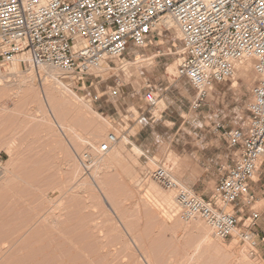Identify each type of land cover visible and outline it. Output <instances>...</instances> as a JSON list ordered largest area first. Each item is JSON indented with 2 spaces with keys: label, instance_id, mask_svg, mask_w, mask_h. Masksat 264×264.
Instances as JSON below:
<instances>
[{
  "label": "rangeland",
  "instance_id": "rangeland-1",
  "mask_svg": "<svg viewBox=\"0 0 264 264\" xmlns=\"http://www.w3.org/2000/svg\"><path fill=\"white\" fill-rule=\"evenodd\" d=\"M180 46L179 30L172 26L151 39L144 53L131 50L91 69V75L49 68L65 88L51 75L36 78L31 70L0 66V264H264V251L236 239L219 240L198 218L181 220L174 192L147 176L163 166L193 191L184 180L195 167L184 151L208 144L213 149L207 156L219 154L217 161L227 167L231 150L214 132L215 123L240 127L248 120L257 80L252 63L242 62L244 74L237 65L233 79L214 87L205 105L189 113L195 93L177 75ZM22 80L31 83L36 98L29 89L25 93ZM53 84L66 100L56 104V111L43 108L40 98ZM149 84H156L158 97L152 110L142 99ZM109 132L119 137L117 144L98 157L96 166L84 168L81 154L96 153ZM223 172L219 165L210 170V192ZM154 185L159 195L173 198L172 206L160 204L161 196L154 197L158 204L151 199ZM100 191L111 197L114 212ZM254 207L262 214L256 230H264V201Z\"/></svg>",
  "mask_w": 264,
  "mask_h": 264
},
{
  "label": "built area",
  "instance_id": "built-area-1",
  "mask_svg": "<svg viewBox=\"0 0 264 264\" xmlns=\"http://www.w3.org/2000/svg\"><path fill=\"white\" fill-rule=\"evenodd\" d=\"M170 20L180 33L177 75L195 93L193 111L242 62L252 63L257 80L246 124L215 123L214 132L221 133L231 160L220 166L224 172L207 197L183 188L163 166L147 176L174 192L181 220L198 218L215 238L236 239L256 249L260 215L250 184L264 161V0H0V66L17 62L24 70L46 66L75 77L91 75V69L131 50L144 53L151 39L170 29ZM155 90L154 85L145 87L142 99L149 110L158 102ZM118 140L109 132L96 153L81 154V165L91 168Z\"/></svg>",
  "mask_w": 264,
  "mask_h": 264
},
{
  "label": "crops",
  "instance_id": "crops-1",
  "mask_svg": "<svg viewBox=\"0 0 264 264\" xmlns=\"http://www.w3.org/2000/svg\"><path fill=\"white\" fill-rule=\"evenodd\" d=\"M154 86H156V84H154ZM188 112L189 113L193 112V110L191 109V105L189 106ZM226 126H229V124H227ZM212 149H213L212 146H209L208 144H206L204 146L202 145L198 146V148L191 150V151H184V154H183V156H185L187 160L191 161V165H194L195 167V169L193 170V173L190 172L186 175L184 183L188 185L187 187L189 189L196 191L197 194L203 197H207L208 192H210V187L208 186V183L212 182L211 178L209 177L210 170L212 169V167L216 165L217 166L219 165V168L220 166H222L217 161L220 159V156H218L219 154L217 156L214 154L210 158L207 156L209 151H212ZM192 160H195V162L192 163ZM256 177L257 178L255 179V181L250 184V190L254 195L255 204L261 201H264V161L262 162ZM258 213L260 216L256 222V225H257L256 227H259L258 223L261 220V215H262L261 211H258ZM256 227L254 229L256 237H257L256 251L263 253L264 251V230L262 228L259 231H257Z\"/></svg>",
  "mask_w": 264,
  "mask_h": 264
},
{
  "label": "bare ground",
  "instance_id": "bare-ground-1",
  "mask_svg": "<svg viewBox=\"0 0 264 264\" xmlns=\"http://www.w3.org/2000/svg\"><path fill=\"white\" fill-rule=\"evenodd\" d=\"M168 26H170V27H172V26H176V24H175V22L174 21H172V20H170V21H168ZM141 58V57H140ZM139 61V60H138ZM127 63H125V64H128V63H130V62H128V61H126ZM249 63V62H248ZM132 64V63H131ZM124 65V64H123ZM129 65V64H128ZM244 65V64H243ZM242 65V63H241V66H239L237 69H239V72L241 73V74H244L245 73V71L247 70L246 69V64L243 66ZM12 68L14 69V71H16V72H18V73H20V71H19V64L17 63V62H15L14 64H13V66H12ZM124 68V67H123ZM169 68V67H168ZM52 69H49V68H47L46 66H41V67H39L38 69H31V75L33 74V77L34 76H37L36 78H40L41 76H44L45 77V75H51L52 77H53V79H54V77L56 76H54L53 75V70H52V72H50ZM27 72V71H26ZM22 74V73H21ZM30 75V76H31ZM256 76V75H255ZM24 78V77H23ZM57 78V77H56ZM257 78V77H256ZM45 79V78H44ZM233 79V78H232ZM54 80H56V84H58L57 86H60V87H64V85H63V83H61L60 82V80H58V79H54ZM1 81V80H0ZM29 81V80H28ZM27 81V82H28ZM42 81V80H41ZM43 82V81H42ZM45 83V82H44ZM1 84V83H0ZM8 84V83H7ZM15 84V83H14ZM19 84V83H18ZM21 85H22V89L23 90H26L25 91V93L27 94V89H29V94L31 93V83H26V81L24 80H22V83H20ZM43 84V83H42ZM55 84V85H56ZM45 85V84H44ZM237 85V81L235 80L234 82H233V84H232V86L234 87V86H236ZM53 86H54V84L51 86V87H49L48 89H46V88H44V90H43V92H44V94H45V97H44V95H41L42 97H40L41 98V105H43V108L45 107L46 108V110H47V107L49 108V110H54V111H56L55 109H56V104L59 102V104H61V101L60 100H62L61 99V95L62 94H60V90L62 89V88H59V89H57L56 87L55 88H53ZM44 87V86H43ZM42 87V88H43ZM31 88V89H30ZM40 88V87H39ZM65 88V87H64ZM52 89V90H51ZM5 90V89H4ZM22 90V91H23ZM65 90V89H64ZM33 91V90H32ZM3 92V91H2ZM1 92V93H2ZM18 92V91H17ZM65 92H69V94L72 92H70V90L68 91H65ZM41 93V92H40ZM4 94V93H3ZM34 94V93H33ZM19 95V94H18ZM22 95V94H21ZM30 95H32V94H30ZM39 95V94H38ZM34 95H32V98H36V97H33ZM7 97V96H6ZM23 98H24V96H23ZM30 98H31V96H30ZM63 98V97H62ZM75 98V97H74ZM64 99V98H63ZM66 99V98H65ZM29 100V102L30 101H32V100H30V99H28ZM66 101V100H65ZM64 101V102H65ZM81 101V100H80ZM21 103H22V101H20ZM33 102V101H32ZM62 102H63V100H62ZM63 102V103H64ZM27 103V102H26ZM82 103V102H81ZM59 104H57V106L59 105ZM63 105V104H62ZM27 106H28V104H27ZM69 107V106H68ZM42 108V109H43ZM72 108H73V106H72ZM71 108V109H72ZM76 108V107H75ZM79 108V107H78ZM80 108H81V106H80ZM80 108H79V110H80ZM68 109V108H67ZM83 110V109H82ZM44 111V110H43ZM51 111V112H52ZM81 111V110H80ZM77 112V111H76ZM45 113V112H44ZM55 113V112H54ZM59 113V112H58ZM79 113V112H78ZM82 113V112H81ZM81 113H79L80 115H81ZM59 114H61V112L59 113ZM82 114H84V113H82ZM87 114V113H86ZM85 114V115H86ZM52 116H54V115H52ZM84 116V115H83ZM55 119H53L54 121L56 120V118L57 117H54ZM60 118V117H59ZM61 119H62V117H61ZM48 120H49V118H48ZM52 120V119H51ZM66 120V119H65ZM63 121V120H62ZM57 122V121H56ZM55 122V123H56ZM59 122V121H58ZM57 122V123H58ZM49 123H51V122H49ZM54 123V122H53ZM64 123V122H63ZM62 123V124H63ZM59 124V123H58ZM64 125V124H63ZM63 125H61V124H59L58 126L60 127H63ZM65 126V125H64ZM66 127H68V126H66ZM65 127V128H66ZM49 128V127H48ZM64 128V127H63ZM62 128V129H63ZM61 129V130H62ZM68 129H70V128H68ZM98 129H100V128H98ZM67 131V130H66ZM70 131V130H69ZM73 131V130H72ZM96 131H98L97 129H96ZM60 132V131H59ZM74 134V133H73ZM67 136V135H66ZM98 138V137H97ZM84 140V139H83ZM70 141V140H69ZM136 148H138V147H136ZM68 151V150H67ZM93 151V150H92ZM138 151H140L139 149H138ZM111 151H109V153H110ZM73 154V153H72ZM114 157H115V155H113ZM263 158H264V155L262 156ZM73 158V157H72ZM101 158H102V156H101ZM112 159V158H111ZM71 160V159H70ZM97 160H99V158L98 159H96V161ZM72 161V160H71ZM77 161V160H76ZM104 161H107V160H104ZM109 161V160H108ZM101 161L99 160V163H100ZM112 162V161H111ZM110 162V163H111ZM115 162V161H114ZM76 163V162H75ZM99 163H96V164H99ZM103 163V162H102ZM101 163V164H102ZM106 162H104V165L106 166V164H105ZM78 164V163H77ZM108 164V163H107ZM112 164V163H111ZM96 166V165H95ZM98 166H100V165H98ZM103 167V166H102ZM108 167V166H107ZM106 167V168H107ZM71 168V167H70ZM74 168V167H73ZM77 168V167H76ZM95 168H97V167H95ZM72 169V168H71ZM84 170V169H83ZM100 170V169H99ZM73 171V170H72ZM96 171V170H95ZM70 172V171H69ZM75 172H77V170L75 171ZM73 173H74V171H73ZM92 173V172H91ZM75 174V173H74ZM70 175V174H69ZM91 175V174H90ZM72 176V175H71ZM96 176V175H95ZM74 178V177H73ZM79 182V181H78ZM93 182H95V181H93ZM104 182V181H103ZM95 184V183H94ZM82 186V185H81ZM99 185H96V187H98ZM104 186V185H103ZM101 187V186H100ZM99 187V188H100ZM153 187H155V188H153V192L151 191V193H150V190H149V194H151L150 196H151V199L155 202L157 199H155V198H158L157 197V195L158 196H161V195H159L160 194V192H159V190L156 188V187H159L158 185H154ZM78 189V188H77ZM80 189V188H79ZM84 189V188H83ZM104 189V188H103ZM98 191V190H97ZM107 191V190H106ZM100 193H101V195L103 194V203L105 204V206H107L108 207V209H110V210H112L113 212H114V210H113V202H112V199H110L111 197L110 196H108V194H106V195H104L105 193H103V192H101L100 191ZM99 193V194H100ZM107 193V192H106ZM153 193V194H152ZM163 193V192H162ZM98 194V193H97ZM163 196H161V199H160V201H158V202H160V204H161V201H163L164 202V204L166 203L167 205H166V207L167 206H172L173 205V198H171L170 196H167V195H164V194H162ZM110 197V198H109ZM155 197V198H154ZM160 198V197H159ZM155 199V200H154ZM157 201H156V203H157ZM162 202V203H163ZM175 203V202H174ZM158 204V203H157ZM60 209V208H59ZM115 209V208H114ZM167 211V210H166ZM172 212V211H171ZM166 213V212H165ZM116 214V213H115ZM46 217V216H45ZM32 236V235H31ZM41 237V236H40ZM37 239V238H36ZM38 241H40V240H38ZM46 241V240H45ZM51 243V242H50ZM57 244V243H56ZM59 244V243H58ZM58 244H57V246H58ZM50 247V246H49ZM61 247V246H60ZM66 247V246H65ZM47 248V247H46ZM33 249V248H32ZM56 250V249H55ZM60 250V249H59ZM47 251V250H46ZM70 251V250H69ZM58 252V251H57ZM46 253V252H45ZM54 253V252H53ZM44 254V253H43ZM76 254V253H75ZM15 255V254H14ZM53 255V254H52ZM63 255V254H62ZM77 256V255H76ZM32 257V256H31ZM53 257V256H52ZM59 257V256H58ZM10 258V257H9ZM46 258V257H45ZM245 258V257H244ZM70 259H71V257H70ZM77 259V258H76ZM80 260V259H79ZM63 261V260H62ZM219 261V260H218ZM30 262H32V261H30ZM45 262V261H44ZM75 262V261H74ZM40 263V262H39ZM55 263V262H54ZM53 263V264H54ZM59 263V262H58ZM8 264V263H7ZM23 264H25V263H23Z\"/></svg>",
  "mask_w": 264,
  "mask_h": 264
}]
</instances>
